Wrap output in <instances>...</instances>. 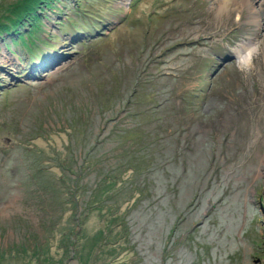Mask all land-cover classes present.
Masks as SVG:
<instances>
[{
	"label": "rangeland",
	"instance_id": "rangeland-1",
	"mask_svg": "<svg viewBox=\"0 0 264 264\" xmlns=\"http://www.w3.org/2000/svg\"><path fill=\"white\" fill-rule=\"evenodd\" d=\"M40 1L0 0V264H264V0Z\"/></svg>",
	"mask_w": 264,
	"mask_h": 264
},
{
	"label": "trees",
	"instance_id": "trees-1",
	"mask_svg": "<svg viewBox=\"0 0 264 264\" xmlns=\"http://www.w3.org/2000/svg\"><path fill=\"white\" fill-rule=\"evenodd\" d=\"M45 1H47V0H44V2H45ZM27 2H33V3H36L37 0H27ZM40 2H42V0H41ZM24 3H25V2H24ZM49 5H50V4H49ZM23 7L25 8V5H24ZM23 7H22L21 9H16V10H14V8L12 7V12H10L11 14L7 15V19H6L5 25H4V24H1V25H0V28H1L2 31H4V30H7V31H8V29L6 28V24H8L9 26H12V25H14V24L16 23L17 20H19V16H20L21 12L27 10V9H24V10H23ZM12 13H15V14H13V15H14V18L11 17ZM16 14H17V16H16ZM0 17L3 18V15L0 14ZM7 20H11V21H7ZM3 33H4V32H3ZM19 38H20V37H19ZM16 41H17V40H16ZM13 42H14V41H13ZM15 43H17V42H14V44H15ZM18 44H19V43H18ZM126 131L129 132L130 130L127 129ZM123 135H125V134H123ZM118 136H120V138L122 137V135H118ZM123 137H124V136H123ZM73 198L77 199V194L74 193V192H73ZM55 199H56V198L53 197V200H55ZM70 202H73V201H70ZM110 204L113 205V202L111 201ZM103 208H105V209L108 210V211L111 209V208H109V207H103ZM63 211H66V208H64ZM108 211H107V212H108ZM114 220H115V219H113L112 221H114ZM75 247H76V244H75V245L73 244V245L70 246L71 252H74V248H75ZM72 250H73V251H72Z\"/></svg>",
	"mask_w": 264,
	"mask_h": 264
},
{
	"label": "bare ground",
	"instance_id": "bare-ground-1",
	"mask_svg": "<svg viewBox=\"0 0 264 264\" xmlns=\"http://www.w3.org/2000/svg\"><path fill=\"white\" fill-rule=\"evenodd\" d=\"M221 1V3L219 4V10L221 11L222 10V8H224L223 6L226 4V3H228L229 1L228 0H220ZM233 3H234V1H238V3H241V4H245V3H247V4H249V5H251V2H250V0H231ZM249 53V52H248ZM247 53V54H248ZM249 56H247V57H245V58H243L241 61L243 62V63H247V61L249 60V58H248Z\"/></svg>",
	"mask_w": 264,
	"mask_h": 264
},
{
	"label": "water",
	"instance_id": "water-1",
	"mask_svg": "<svg viewBox=\"0 0 264 264\" xmlns=\"http://www.w3.org/2000/svg\"><path fill=\"white\" fill-rule=\"evenodd\" d=\"M69 56H70V55H69ZM63 58H64V56H63V57H61V58H59V61H60V60H62Z\"/></svg>",
	"mask_w": 264,
	"mask_h": 264
}]
</instances>
